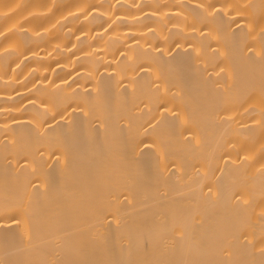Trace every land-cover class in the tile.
<instances>
[{
  "label": "bare ground",
  "instance_id": "6f19581e",
  "mask_svg": "<svg viewBox=\"0 0 264 264\" xmlns=\"http://www.w3.org/2000/svg\"><path fill=\"white\" fill-rule=\"evenodd\" d=\"M0 264H264V0H0Z\"/></svg>",
  "mask_w": 264,
  "mask_h": 264
}]
</instances>
